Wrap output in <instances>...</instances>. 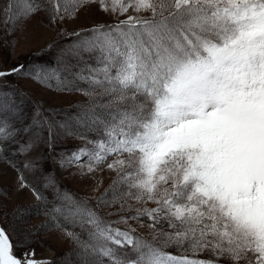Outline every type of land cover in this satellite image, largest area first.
I'll return each mask as SVG.
<instances>
[{
    "label": "snow or ice",
    "instance_id": "snow-or-ice-1",
    "mask_svg": "<svg viewBox=\"0 0 264 264\" xmlns=\"http://www.w3.org/2000/svg\"><path fill=\"white\" fill-rule=\"evenodd\" d=\"M93 7L115 21L60 26ZM41 14L56 37L40 54L56 57L0 70V80H55L57 91L88 99L64 120L35 106L16 127L23 109L0 91V159L49 153L47 165L43 152L9 160L18 191L30 190L45 216L29 238L62 232L74 247L60 264H264V0H0V32ZM68 139L87 143L57 155ZM25 170L39 173L40 187ZM105 170L115 179L95 206L57 175L91 181L95 193ZM116 203V220L100 215ZM28 211L17 205L14 215ZM16 247L0 227V264H53Z\"/></svg>",
    "mask_w": 264,
    "mask_h": 264
},
{
    "label": "rangeland",
    "instance_id": "rangeland-1",
    "mask_svg": "<svg viewBox=\"0 0 264 264\" xmlns=\"http://www.w3.org/2000/svg\"><path fill=\"white\" fill-rule=\"evenodd\" d=\"M111 0H109V3ZM128 14H135L129 11ZM126 17H121L124 19ZM115 21V17L98 11L93 7L86 13H82L79 19L74 22H68L60 25L66 31L71 32L73 29L81 27H89L93 24H111ZM0 70H8L17 64H29L30 60L34 58L35 54L41 49H46L48 42L56 37V32L50 26H47V17L44 14L28 21L23 30H17L13 35H3L0 32ZM14 45V46H13ZM58 49H52L49 56L54 58L57 55ZM32 71V70H31ZM0 90L2 88H13L19 95H23L24 106L32 115L33 108L42 105L44 109L53 111L56 119L68 117L81 110V106L88 99L79 91H57L49 86L34 82L25 76H11L6 80H0ZM22 106V105H21ZM67 113V114H66ZM66 115V116H65ZM92 138L93 135H89ZM23 138V135H21ZM87 141L80 139L58 140L55 145L57 155H64L66 152L74 150L76 147H83ZM91 147V145H89ZM39 152H43L45 160L48 163L49 153L46 148L41 147L37 151H33L30 156H23L24 160L30 157H35ZM101 167H104L101 165ZM33 173L32 171H28ZM34 174V173H33ZM59 181L65 186V189L71 191L78 197L88 199L89 195L92 199L89 203L96 205L95 197L101 196L115 179V173H110L107 170L97 173V182L102 181L99 185L98 191L92 192V182H81L71 176L57 173ZM27 179L30 178L27 174ZM18 171L4 159H0V220L11 230L14 236V242L17 245L16 255L20 256L26 250H35L36 259L52 260L53 264H60V258L69 252L74 246L69 239H67L62 232L56 230L45 232L38 231L34 236L29 238L28 229L35 228L45 220L44 214H37L41 211L34 207L36 200L30 190L26 189L23 192L18 191ZM35 183V182H34ZM19 205L21 209H30L24 215H14V209ZM151 206V205H150ZM119 207V203L106 208L100 213L106 220H116V215L109 216V212H115ZM133 227H136L134 221H129ZM121 230L127 228L126 224L114 225ZM77 233L80 228L74 229ZM141 234L148 238L146 230ZM171 250V249H170Z\"/></svg>",
    "mask_w": 264,
    "mask_h": 264
},
{
    "label": "trees",
    "instance_id": "trees-1",
    "mask_svg": "<svg viewBox=\"0 0 264 264\" xmlns=\"http://www.w3.org/2000/svg\"><path fill=\"white\" fill-rule=\"evenodd\" d=\"M49 52H50V50H46L44 54H40V52L36 53L35 56H34V58L30 60V63L26 65L27 68H28V70L29 71L33 70V66H35V65H41V64H45V63H51L53 61V58L48 55ZM56 83L57 82L55 80L49 81V84L51 85L50 88L56 89ZM77 86L78 87H84V88H87L88 87L87 84H84L82 82L78 83ZM0 91L7 92L10 96H12V97L15 98V100L17 101V103H19L20 105H22L21 107L23 109L24 119H23V121H17L15 123V126L16 127H21V124L22 123H27L28 122V119L31 117V115H29L30 112L27 111V109L24 106L23 95H19V93H17V91H15L13 88H10V87L2 88ZM66 118L67 117H65V119ZM57 119H59V118L57 117ZM59 120H64V118H62V119L60 118ZM10 123H11V121H10ZM21 135H23V134H21ZM87 135H88V133H87ZM89 135H93L94 136L95 134L94 133H89ZM21 140L23 142V138H21ZM16 147H17L16 145H12L11 146L12 149H15ZM4 160H6L8 162H9V160H12V161L15 162V164L17 166L21 165L25 161L22 158V155L17 154L15 151H12V152L8 153V159H4ZM45 163L47 165V161L46 160H45ZM33 173H29L28 170H25L24 175L27 174L28 176H30V178L28 179V181H30L31 183L35 184L37 187H40L41 186V181L38 179L39 173L38 172H33ZM41 190H43V189L41 188ZM65 190L68 191L67 189H65ZM45 195L47 196L48 193L45 192ZM0 227H3L6 230H8V232L10 234V237L13 240V243L15 244V242H14L15 241L14 240V236L11 233L10 228L8 226H6V224L2 220H0ZM66 227L69 228L70 230H74L72 228V225L71 224L66 225Z\"/></svg>",
    "mask_w": 264,
    "mask_h": 264
}]
</instances>
